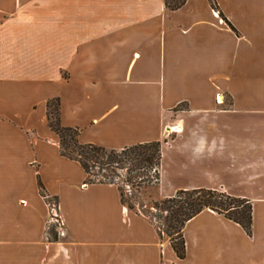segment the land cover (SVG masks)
I'll return each mask as SVG.
<instances>
[{"label": "crops", "instance_id": "1", "mask_svg": "<svg viewBox=\"0 0 264 264\" xmlns=\"http://www.w3.org/2000/svg\"><path fill=\"white\" fill-rule=\"evenodd\" d=\"M217 3L234 28L210 0H0V264H264V0ZM56 99L82 144L161 141L156 197L249 199L251 233L204 208L179 257L62 153Z\"/></svg>", "mask_w": 264, "mask_h": 264}, {"label": "trees", "instance_id": "2", "mask_svg": "<svg viewBox=\"0 0 264 264\" xmlns=\"http://www.w3.org/2000/svg\"><path fill=\"white\" fill-rule=\"evenodd\" d=\"M164 2L167 8L175 10L183 6L186 0H164ZM210 3L219 15L233 27L220 10L217 0H210ZM48 120L50 127L60 138L62 153L69 158L77 159L86 171L85 182L116 184L122 203L154 221L160 235L169 238L179 257L185 256V242L182 233L184 224L204 208H210L225 215L240 223L248 233H251V201L217 189L205 187L180 189L171 197H161L158 201H154L153 205L156 208L167 211L165 222L159 220L160 214L152 213L149 209L136 208L137 193L132 191L134 195L127 196L124 186L140 187L150 185L152 182L158 185L161 141L138 143L122 149H108L92 143L82 144L78 141V128L61 124L58 99L48 103ZM39 186L49 202L58 203V198L45 194L41 181Z\"/></svg>", "mask_w": 264, "mask_h": 264}, {"label": "rangeland", "instance_id": "3", "mask_svg": "<svg viewBox=\"0 0 264 264\" xmlns=\"http://www.w3.org/2000/svg\"><path fill=\"white\" fill-rule=\"evenodd\" d=\"M125 174V171L123 172ZM152 173H154V171H152ZM154 181V180H153ZM156 184L155 182H152L150 185H142L140 187H132L130 185H126L124 186L125 188V193L127 196H133V192L137 193V203L136 204V208H142L144 209H149L150 212L155 213V214H160V221L165 222V217L168 214L167 211L161 209V208H156L153 205L154 201H158L160 199V197H156ZM55 201H52V205H55ZM56 206V205H55ZM57 207V206H56ZM56 213V212H55ZM58 217L57 214L56 216H53L52 222L50 224V228L49 231L52 233L56 228V226L58 225ZM50 233V234H51ZM174 236L176 237V234H174ZM166 238H168L167 236H165Z\"/></svg>", "mask_w": 264, "mask_h": 264}, {"label": "built area", "instance_id": "4", "mask_svg": "<svg viewBox=\"0 0 264 264\" xmlns=\"http://www.w3.org/2000/svg\"><path fill=\"white\" fill-rule=\"evenodd\" d=\"M51 204H52V203H51ZM55 205H56V204H55ZM55 205H52V209L54 210V211H53V212H54L53 216H56V213H55V212H56V206H57V205H56V206H55Z\"/></svg>", "mask_w": 264, "mask_h": 264}]
</instances>
